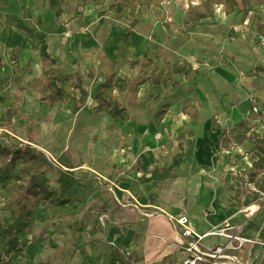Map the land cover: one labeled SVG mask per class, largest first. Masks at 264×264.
<instances>
[{
	"label": "rangeland",
	"instance_id": "obj_1",
	"mask_svg": "<svg viewBox=\"0 0 264 264\" xmlns=\"http://www.w3.org/2000/svg\"><path fill=\"white\" fill-rule=\"evenodd\" d=\"M161 1L159 7H142L135 17H130L127 10L121 14L109 12L107 7L111 2H108L104 7H96V13L103 11L105 16L102 22H94L92 25L87 18V13L92 8L83 6L81 0H66V13L71 15V18L64 16L62 40L57 37L55 46L59 49L61 44L65 49L71 39L78 42L71 48L67 46L66 50H62L61 56L58 55L57 49L56 55L59 56L60 62L57 61L56 65L47 63L43 68L37 58H32L31 62H24L23 65L13 60L15 45L12 31L21 11H10L11 0H1L0 18L6 26V31H3V37L2 34L0 37V130L8 131L3 132L8 137L5 139L10 141L27 143L29 137L34 139L33 146L44 152L54 165L46 169L48 181L53 188L56 187L59 177L56 166L66 168L78 178L72 191L74 204L70 208L56 211L50 209L47 204L32 206L34 215H31L26 231L20 235L24 251L21 256L24 257L18 259L21 256H5V264H94L88 253L89 245L101 244L105 239L112 251L120 249L128 256L135 254L138 259L130 264L176 263L165 261L159 255L157 258L149 254L154 244H150L146 227L133 231V238L129 243L121 240L120 235L118 236L119 230L116 232V240H108V224L112 220L108 207V199L112 193L109 188L114 187V184H110L105 175L97 174L95 169L99 157L106 160L108 151L111 152L114 147L121 150L122 144L118 142L122 141L124 135L137 132V128L131 127L134 122L123 124L107 114H97L96 104L90 99L82 109H77L73 104L61 106L50 94L41 104L38 102L40 97L29 94L30 91L26 88L27 81L30 80L45 81L50 76L61 79L75 74L83 77L91 93L95 89L97 79L102 81L111 74L118 75L126 82L143 77L155 81L159 70L166 64H180L184 60L196 59L198 63H203L197 68L200 71L207 66L204 62L209 51L212 52L210 56L221 60L227 57L228 60L237 59L238 62L248 65L252 63L253 68L258 65L264 67V43L254 29L259 18L264 22V12L261 8H250L251 12L244 21L241 13L231 15L221 35L216 33L215 37L210 38L194 34L186 41L184 28L179 24L182 13L186 10L183 8L190 4L198 5L203 0ZM27 6L29 13L35 15L32 26L36 32V25L52 22L54 16L49 14L46 0H29ZM139 15H142L141 18ZM135 18L142 19V23L147 25H151L148 22L151 19L163 25L168 23L174 35L170 37L168 32L163 30L153 34L148 28L136 25L131 32L132 39L134 38L132 56L123 60L117 56V50L123 34L130 31V23ZM145 18L147 19L144 20ZM85 27H88L86 31ZM85 33L90 36H84ZM111 33H115L118 39L112 41L109 35ZM141 34H144L146 39L140 40L138 36ZM84 38L89 39L90 43L83 42ZM183 49L188 53H181ZM247 69L243 70L244 73H241L240 77L250 76V70ZM260 75L264 77V73ZM180 78L179 75L176 79ZM188 87L189 85L179 89L169 84L159 85L154 90L152 84H147L142 87L137 104L133 103L129 91L121 94L120 102L139 125L155 124L162 105L170 103L176 108L181 99L189 98V95L185 94ZM121 124L123 126H120ZM255 124L257 131L264 135V120L260 119ZM250 147L249 140L248 148L244 151L251 158L253 153ZM81 165L84 167L77 168ZM66 166L70 168L67 169ZM240 167L241 172H248L244 165L241 164ZM21 170L22 164L19 163L12 180L0 182V195L2 203H5L2 210L6 211L0 215V219L10 224L16 223V220L10 218L9 205L17 199V186L25 181ZM223 179L229 180V176ZM246 187L243 185V190L239 191L242 199L246 202L256 199V190L250 191ZM119 228L116 224L115 229ZM100 263L101 261L98 264Z\"/></svg>",
	"mask_w": 264,
	"mask_h": 264
},
{
	"label": "crops",
	"instance_id": "obj_2",
	"mask_svg": "<svg viewBox=\"0 0 264 264\" xmlns=\"http://www.w3.org/2000/svg\"><path fill=\"white\" fill-rule=\"evenodd\" d=\"M28 1L11 0L10 11L13 9L15 13L21 11L12 31L13 45H15L13 47L15 53L13 60L15 63L19 62L23 65L24 62H31L32 58H37V62L43 64L40 52L34 51L32 46L38 42L39 38L46 36L48 53L56 60L57 64V61H60L59 56L56 55L58 48L55 46V40L57 37L62 40L61 30L63 26L56 22L54 17L52 22L36 25L38 30L36 32L32 26L35 15L31 14L32 18L24 17V13L29 11ZM92 6H88L92 9L87 13V18L93 25L94 22H99V15L96 13V6ZM64 10L65 18L70 19L71 15L66 13V6H64ZM185 11L182 13L181 23H179L182 27ZM49 14L51 15L50 11ZM141 16L139 15V18ZM230 16L226 15L224 6L218 5L215 7L214 18L191 25L187 31L190 35L209 36L210 38L215 37L214 34L216 33L221 35ZM85 20H87L86 17ZM137 20V27L142 25L151 30L153 34L162 30L167 33L165 25L152 19L148 21L151 25L142 23V19ZM0 21L2 23L0 37L1 34L3 37L6 26L1 18ZM84 29L86 31L88 27ZM65 34L67 35V32ZM86 35L90 36L88 33H85L84 36ZM109 35L111 40L115 41L116 34L111 33ZM138 37L141 38L140 40L146 39L144 34ZM84 39H82L83 42L88 41L90 43L92 37L90 40ZM131 40L134 43L132 36ZM77 42L76 39H71L65 49L60 44L58 55L61 56L62 50H66L67 46L71 48ZM15 50H19V52ZM181 53L186 54L188 51L183 49ZM210 53L212 52L209 51L207 57L204 56L206 60L204 64L206 63L207 66L200 71L197 68L199 64L203 63H198L196 59L193 61L184 60L193 67L196 75L188 81L184 74H179L181 78L176 79V82L180 84L179 89H184L189 85L185 93L189 95V98L181 99L176 108L170 103L162 105L159 112L162 107L169 106L163 119L160 120L158 113V121L155 124L139 125L134 118L130 121L119 120L123 124L134 122L131 127L137 128V132L130 133L128 136L124 135L122 141L118 142L122 144L121 150L114 147L111 152L108 151L106 160L99 157L98 166L95 169L97 174L105 175L109 183L114 184V187L110 186L109 188L112 193L108 199V207L112 220L108 224V240L110 242L116 240V232L119 230L118 236L120 235L121 240L129 243L133 238V231L146 227L150 244H154L149 254L165 261L181 264L187 254L181 245V236L177 234L173 223L170 221V216L186 214L189 218V226L199 235L209 234L215 229L223 227L225 223L237 227L242 237L253 241V243L247 244L241 253L244 262L264 264V192L256 183H247L248 172L252 169L253 163L258 160V156L253 149L252 142L250 150L253 155L251 158L244 151L249 145L248 135H230V143L224 147L222 144L223 132L233 128L240 120L249 117L252 111L251 98L257 100L261 111L264 112V77L260 75L263 72L257 71V68L262 66L258 65L253 68L254 65L250 63V60L248 61L250 65H248L238 62L237 59L228 60L227 57L221 60L213 55L210 56ZM183 62L171 65H181ZM44 66L43 64V68ZM246 68L250 70V76L240 77ZM67 78L58 79L61 81ZM32 81L34 80L27 81L26 88L30 91L29 94L40 97L39 93L28 88V84ZM102 81L97 79L95 87ZM86 88L88 89L87 86ZM93 92H90L91 95ZM49 94L61 106L73 104L77 109L85 107L89 99L94 102L93 98L89 97L83 106L75 101L61 104L59 100L54 98L52 92ZM45 101L46 99L41 102L38 98V102L41 104ZM189 102L191 104L185 109V104ZM262 117L257 115V119L252 121L253 124ZM214 119L219 125V129L216 131L213 130ZM255 129L257 131L256 124ZM3 131L8 132L7 130ZM3 131L0 130V136L4 133ZM27 143L33 146L34 139L29 137ZM240 155L242 158L239 159ZM241 164L248 169L247 173L241 172ZM82 166L84 167L81 165L77 168ZM66 167L68 169L69 166ZM64 169L66 170V168ZM227 176H229V180H224L223 178ZM0 182L2 181L0 180ZM243 185L247 186L246 188H249L250 191L256 190L257 198L250 202L242 199L239 191ZM106 186L108 185L106 184ZM2 201V195H0V215L6 212L2 210L5 206ZM73 204L60 207L47 205L50 209L57 211L62 208H70ZM8 213L10 218L15 220L10 210ZM33 215L34 213H32ZM0 221L3 220L0 219ZM116 224L120 226L119 229H115ZM78 234L80 237V233ZM63 241L65 242L66 239ZM221 242H223V238L212 235L207 236L204 240L206 245ZM88 253L94 264H98L99 261H101L100 264H111L112 262L113 251L106 239L101 244L89 245ZM22 257L24 256L18 259ZM167 258L169 260H166Z\"/></svg>",
	"mask_w": 264,
	"mask_h": 264
},
{
	"label": "trees",
	"instance_id": "obj_3",
	"mask_svg": "<svg viewBox=\"0 0 264 264\" xmlns=\"http://www.w3.org/2000/svg\"><path fill=\"white\" fill-rule=\"evenodd\" d=\"M48 9L54 15L56 22L64 24L63 16L65 13L64 6L66 0H46ZM83 6L104 7L108 2H111L107 10L115 14H121L125 10L128 11L130 17H135L140 13L142 7H159L161 0H81ZM222 5L225 8L226 15H233L238 12L241 13L242 21L246 20L251 12L250 8H261L264 12V0H203L198 5L190 4L186 9L183 17V33L185 40L189 41L191 35L187 29L191 25L201 23L205 19L215 17V7ZM1 6V0H0ZM99 22L104 19L105 13L99 12ZM25 18H32L29 11L24 13ZM138 24L135 18L130 23V31L123 34L121 45L117 50V56L123 60H128L132 56V49L134 47L131 40V31ZM168 35L172 37L174 34L170 25L165 24ZM2 23L0 21V31ZM255 31L259 36H264V22L258 19L255 26ZM34 51L40 52V58L43 64L55 65L56 60L48 53V46L46 36L39 38L38 42L32 46ZM19 52V50H15ZM2 57L0 56V64ZM258 72L264 73V68L258 67ZM184 74L185 79L192 80L196 73L193 67L184 61L181 65L166 64L163 69L159 70V75L155 81H150L149 78L143 77L134 79L131 82H126L118 75L112 74L104 81L98 83L95 87L93 95L90 90L86 88L84 80L80 75H72L65 80L59 81L56 77H48L45 81L42 79L34 80L28 84V88L40 94V101H44L46 96L52 92L54 98L59 100L61 104H66L70 101H75L81 106L87 103L89 97H92L96 103L97 114H107L113 119L119 121H130L133 116L129 110L120 102L121 94L129 91L133 103L137 104L142 87L147 84H152L153 89L156 90L159 85L168 86L172 84L174 87H179L180 84L176 82V76ZM191 102L185 104V109ZM169 106H164L159 112L160 120L163 119ZM263 116L262 113L257 114ZM257 115L251 111L249 117H246L237 122L233 128L223 132L222 144L223 147L230 143V135L244 136L248 135L250 141L253 143V149L256 151L258 160L253 163L252 169L248 172V182L256 183L260 190L264 192V136L260 135L256 129L253 120L257 119ZM264 120V116L262 117ZM219 129L216 119L213 120V130ZM5 133L0 136V180L2 182H9L12 180L14 172L19 163L22 164L21 174L25 180L17 186L15 193L17 199L10 205V211L16 223L10 224L0 221V264L4 263L5 256L19 257L23 254L22 241L20 235L24 233L28 227V222L33 213L32 206H40L44 203L53 207H60L65 205H72L74 199L72 198V191L77 177L69 170L57 167L59 177L56 187L53 188L46 174V169L54 167L48 156L38 151L30 143L14 142L7 140ZM5 140V141H4ZM31 142V141H30ZM70 168V167H69ZM134 254L130 256L121 252L120 249H114L111 264H130L136 261ZM166 260H169L168 258Z\"/></svg>",
	"mask_w": 264,
	"mask_h": 264
},
{
	"label": "built area",
	"instance_id": "obj_4",
	"mask_svg": "<svg viewBox=\"0 0 264 264\" xmlns=\"http://www.w3.org/2000/svg\"><path fill=\"white\" fill-rule=\"evenodd\" d=\"M260 39L264 43V36H261ZM251 102L252 111L261 112L257 100L251 98ZM170 221L177 234L181 236V245L187 254L181 264H250L244 262L241 253L244 247L253 241L242 237L240 230L230 223H225L223 227L215 229L209 234L199 235L189 226V218L186 214L170 216ZM209 235L219 236L223 238V242L206 245L204 240Z\"/></svg>",
	"mask_w": 264,
	"mask_h": 264
},
{
	"label": "bare ground",
	"instance_id": "obj_5",
	"mask_svg": "<svg viewBox=\"0 0 264 264\" xmlns=\"http://www.w3.org/2000/svg\"><path fill=\"white\" fill-rule=\"evenodd\" d=\"M254 112V111H253ZM255 113V112H254ZM259 113H262V114H264V112L263 111H261V112H259ZM259 113H256V114H259Z\"/></svg>",
	"mask_w": 264,
	"mask_h": 264
}]
</instances>
